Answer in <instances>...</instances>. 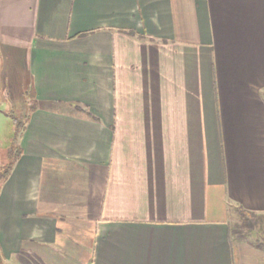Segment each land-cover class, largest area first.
<instances>
[{
	"label": "crops",
	"instance_id": "0c3cea01",
	"mask_svg": "<svg viewBox=\"0 0 264 264\" xmlns=\"http://www.w3.org/2000/svg\"><path fill=\"white\" fill-rule=\"evenodd\" d=\"M1 104L6 261L264 264V0H0Z\"/></svg>",
	"mask_w": 264,
	"mask_h": 264
},
{
	"label": "rangeland",
	"instance_id": "374dc122",
	"mask_svg": "<svg viewBox=\"0 0 264 264\" xmlns=\"http://www.w3.org/2000/svg\"><path fill=\"white\" fill-rule=\"evenodd\" d=\"M18 68H19V66L16 64L15 69L12 71L13 72L12 75H14L13 77H15V78L10 80L11 86L15 85L17 83L20 85V80L17 76V72H18L17 69ZM18 84H17V86H19ZM14 104L16 106H18L19 102H15ZM1 105H2L1 107L3 108V110L7 116L5 115L6 120H3V118L2 119L0 118V145L4 144V143H7V144L9 143L10 144L9 146L11 147L13 145V143L9 142V140H10L9 134H10V132L14 131V129L20 127L21 122L24 120H23L22 116L19 115L18 109L17 110L14 109L9 104H7L6 106L4 104H1ZM11 119H13L12 120L13 125H12V122L10 121ZM14 146H15V144H14ZM8 161H9V158H8ZM3 170H4V167H3V165L0 164V174ZM262 219L259 222V224L257 225V227L254 229V231L250 234V236H248V239H250V237H251V239L253 241H255L257 244H259L260 242L264 243V221ZM231 221H232L233 225H236V224L240 225V223L242 222L241 221V214L238 210L233 211ZM5 258L7 259V257L3 254L2 257L0 258V264H16L13 261L12 262L6 261Z\"/></svg>",
	"mask_w": 264,
	"mask_h": 264
},
{
	"label": "trees",
	"instance_id": "16d2710c",
	"mask_svg": "<svg viewBox=\"0 0 264 264\" xmlns=\"http://www.w3.org/2000/svg\"><path fill=\"white\" fill-rule=\"evenodd\" d=\"M25 124L22 121L20 127L15 129L14 136H13V145L9 149V161L3 166L4 170L0 174V182L4 180L9 174L10 171L12 170L19 154H20V145H19V138L21 136V132L24 129ZM15 144V146H14ZM241 214V223L234 225L231 228V235L235 236L236 238H241V237H247L250 236V234L254 231V229L257 227L259 222L261 221L262 217L261 215L247 210L243 207H239L238 210ZM259 245H264L263 242H260ZM2 249L0 246V258L2 257Z\"/></svg>",
	"mask_w": 264,
	"mask_h": 264
}]
</instances>
